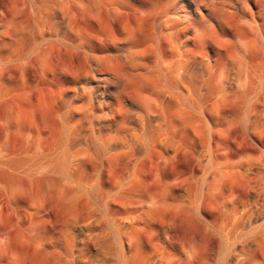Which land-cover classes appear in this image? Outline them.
<instances>
[{
    "label": "bare ground",
    "instance_id": "1",
    "mask_svg": "<svg viewBox=\"0 0 264 264\" xmlns=\"http://www.w3.org/2000/svg\"><path fill=\"white\" fill-rule=\"evenodd\" d=\"M0 264H264V0H0Z\"/></svg>",
    "mask_w": 264,
    "mask_h": 264
},
{
    "label": "snow or ice",
    "instance_id": "2",
    "mask_svg": "<svg viewBox=\"0 0 264 264\" xmlns=\"http://www.w3.org/2000/svg\"><path fill=\"white\" fill-rule=\"evenodd\" d=\"M138 148H139V146H138Z\"/></svg>",
    "mask_w": 264,
    "mask_h": 264
}]
</instances>
